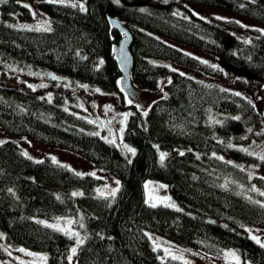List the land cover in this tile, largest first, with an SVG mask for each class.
Segmentation results:
<instances>
[{
    "label": "trees",
    "instance_id": "trees-1",
    "mask_svg": "<svg viewBox=\"0 0 264 264\" xmlns=\"http://www.w3.org/2000/svg\"><path fill=\"white\" fill-rule=\"evenodd\" d=\"M21 1L0 3L3 59L31 62L99 86L117 95L111 97L116 104L135 88L155 89L163 76L168 80L165 94L145 110L135 108L127 118L124 137L134 155L97 135L93 121L64 107L70 89L59 88L49 98L42 89L0 82V125L5 131L78 152L120 180L114 196L101 195L96 191L99 177L77 175L47 156L29 158L20 143L3 140L0 230L6 243L44 254L45 264H68L72 236L48 225L58 216L80 215L84 243L77 249L76 264H190L162 256L148 232L208 253L234 247L243 258L264 264V242L258 244L246 230V225L264 228V201L241 189L252 184L264 189V177H250L239 165L264 168V159L237 145L249 139V126H264V109L249 93L173 71L151 59H172L214 77L222 75V65L264 75V33L254 28L249 38L239 37L232 31L240 28L235 19L205 17L188 5L223 9L264 24V0H38L50 15V31L7 22L19 9L27 12ZM111 16L130 33V89L123 85L116 59L122 34L111 25ZM158 34L212 52L218 64ZM209 108L238 111L240 119L219 120L218 112L209 113ZM258 136H264V130ZM160 152L167 153L163 163ZM147 178L169 182L177 206L149 203ZM4 254L0 244V256Z\"/></svg>",
    "mask_w": 264,
    "mask_h": 264
},
{
    "label": "rangeland",
    "instance_id": "rangeland-1",
    "mask_svg": "<svg viewBox=\"0 0 264 264\" xmlns=\"http://www.w3.org/2000/svg\"><path fill=\"white\" fill-rule=\"evenodd\" d=\"M37 1L38 0H22L21 3L28 8L27 12L24 9H19L12 14L10 19H7V22L19 27L35 29L50 28V15L38 5ZM57 1L81 3L80 0ZM188 5L191 9L205 17L218 16L227 19H235L240 23V28L236 29V32L234 31L235 29H232V31L239 37L249 38L248 35L254 28L257 29L258 33H264V24L256 20L210 6ZM157 36L194 56L212 62L213 64H218V57L212 52L166 35L158 34ZM151 59L155 63L167 65L171 69L178 70L204 81L216 83L231 90L245 94H252L253 91L258 90L257 94L251 96L250 99L258 108L264 109V75L254 76L247 72L222 65V75L214 77L198 68L176 62L172 59L160 57H152ZM167 80L168 77L163 76L160 79L159 87L155 89L135 88V91H131L129 94L124 95V102L121 101L119 104H116L115 100L111 99V97H116L117 95L105 92L99 86L79 81L71 76L57 72L56 70L31 62L6 60L0 57V82L12 85L24 84L33 90L42 89L49 98H52L53 93L59 88L70 89L64 107L93 121L97 125V133L107 141H114V144L126 152H129L128 148H134L131 144L127 143L124 137L127 118L135 108L145 110L154 98L163 93L165 94L164 85ZM239 85H241V87ZM129 100H131L132 103H129ZM137 105H139V107H137ZM212 112H218L219 120L228 116L237 117L240 114L238 111H221L209 108V113ZM263 130V125L254 124L249 126L248 132L250 134L248 135L247 132L249 139L244 143H237V145L259 157L264 156V136H258ZM7 139H12L20 143L23 152H26L30 157L38 158L40 156H47L51 159L55 158V161L66 165L75 172L95 173V176L101 179L96 186V191L99 194L103 193L105 195H110L113 189H118L119 187V178L109 169L96 165L92 160L78 152L67 148L44 144L27 136L11 134L5 131L0 125V141ZM125 145H127V147H125ZM240 164L248 171L250 177L256 174H261L264 177V168L247 162H241L239 165ZM241 189L247 195L258 196L263 198L264 201V195H261V193H264V189L257 187L255 184H252L251 187L242 186ZM145 190L146 200L149 203L163 205L175 204L177 206L171 193L169 182L158 178H147L145 181ZM79 218L80 215H63L56 217L50 222H52V224H59L60 228H66L69 232L79 233V238L83 239L81 231V223L83 224V221L81 218L79 221ZM68 221H72V223L69 224ZM246 230L251 237L255 235L259 237L262 242L264 228L246 225ZM154 234L156 233L148 232V235H152V241L155 247L160 250L162 256L176 257L190 264H255L243 258L234 247L223 248L217 253H208L196 246L181 245L162 236H158L159 234ZM72 239V245L68 254V258L71 257V259H69L68 264H76L75 259L77 251L73 254L71 249L73 247L78 249L79 247L76 243L77 237L72 236ZM0 244L5 251L4 256H0L1 262L6 264H26V262L45 264V260L43 259V257H45L44 254L33 252V250L27 248L9 246L1 230ZM20 249H24V251H20ZM165 249L168 251L166 252ZM232 252H235L236 255L239 256V262H237L234 256L230 255ZM29 253L33 255H29Z\"/></svg>",
    "mask_w": 264,
    "mask_h": 264
},
{
    "label": "water",
    "instance_id": "water-1",
    "mask_svg": "<svg viewBox=\"0 0 264 264\" xmlns=\"http://www.w3.org/2000/svg\"><path fill=\"white\" fill-rule=\"evenodd\" d=\"M8 0H0V3L6 2ZM109 21L113 27H116L121 32L117 49H116V59L121 68L123 75V85L125 88L130 89L132 87L131 77H130V65H131V52L129 48L130 44V33L120 21L118 17L111 16ZM258 90L253 91L252 94H248L249 97L256 95ZM262 242H264V237H262Z\"/></svg>",
    "mask_w": 264,
    "mask_h": 264
},
{
    "label": "snow or ice",
    "instance_id": "snow-or-ice-1",
    "mask_svg": "<svg viewBox=\"0 0 264 264\" xmlns=\"http://www.w3.org/2000/svg\"><path fill=\"white\" fill-rule=\"evenodd\" d=\"M49 2L55 3V2H57V0H49ZM117 2H118V0H117ZM46 30L50 31L51 29L48 28V29H46ZM173 71H175V69H173ZM53 78H55V77H53ZM236 94L239 95V93H236ZM128 102H129V103H132L131 100H129ZM137 107H139V105H137ZM144 114L147 115V112H145ZM234 119H237V120H238V119H240V118H239V117H234ZM96 134L98 135V133H96ZM110 142L114 143V141H110ZM0 143H3V142L0 141ZM230 146H231V145H230ZM125 147H127V145H125ZM243 150H244V151H247V149H243ZM128 151L131 152L133 155L135 154V149H134V148H128ZM24 155L27 156V153L25 152ZM166 156H167V153L160 152V161H161V163H163V160H164V158H165ZM29 158H31V157H29ZM260 158H261V159H264V156H261ZM221 159H222V157H221ZM53 160H54V162H55V158H53ZM76 174H77V175H81V173H76ZM92 175H95V173H92ZM117 183H118V182H117ZM9 191H11V189H10ZM98 191H99V190H98ZM116 191H118V189H113L112 192L110 193V195H113V196H114ZM72 195H73V196H77V195H82V193L74 192V193H72ZM101 195H103V193H101ZM261 195H264V193H261ZM166 199H167V198H166ZM153 206H155V204H153ZM169 206H170V207H176L175 204H170ZM68 223L71 224L72 221H68ZM48 226H49V227H52V228H56L57 230H60V231H64V232H66L67 234H69V235H71V236H75V237H77V240H76L77 245H80V244H83V243H84V240L79 238V233L69 232L68 229H66V228H60L59 224H51V225H48ZM251 238H252L253 240H255L258 244L261 243L259 237L253 235ZM261 246L264 247V244H261ZM20 251H24V249H20ZM76 251H77V248H76V247H73V248L71 249V252H72L73 254H75ZM165 251L167 252L168 250L165 249ZM29 255H33V254H32V253H29ZM230 255L234 256V257L236 258L237 262H239L240 258H239V256L236 255L235 252L230 253ZM174 258H176V257H174ZM43 259L46 260L47 257H43ZM69 259H71V257H69Z\"/></svg>",
    "mask_w": 264,
    "mask_h": 264
}]
</instances>
